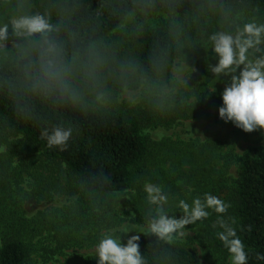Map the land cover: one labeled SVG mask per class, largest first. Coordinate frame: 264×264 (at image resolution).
Returning <instances> with one entry per match:
<instances>
[{"label": "trees", "instance_id": "obj_1", "mask_svg": "<svg viewBox=\"0 0 264 264\" xmlns=\"http://www.w3.org/2000/svg\"><path fill=\"white\" fill-rule=\"evenodd\" d=\"M47 10L50 11L47 17L50 23L59 28V31L51 33V37L65 47L69 58L76 61L73 74H83L85 82L98 87L97 90L100 79L105 76L107 87L117 92L137 90L142 83L157 76L166 78L175 59L184 53V46L176 33L167 27H143L133 31L132 47L116 51L105 37L126 17L156 13L188 16L215 10H260L264 13V0H60ZM231 25L228 33L234 35L236 27L233 23ZM202 28L207 32L208 40L211 35L221 32L210 24ZM35 39L40 37L37 35ZM93 49L103 61L94 79L85 74L88 62L94 56ZM30 59H34V54L29 57L27 52L0 64V128L5 126L9 132L21 135L23 143L40 151L37 155L41 170L40 186L52 188L57 185L59 194L76 196V199L71 205L54 208L49 215L40 214L37 218L22 217L15 212L3 217L0 264L27 263L30 248L23 232L31 230V225L33 230L37 223L43 226L47 223L51 227L47 237L52 236L50 240L61 236L60 229H66V235L61 236V244L57 248L77 245L71 240L73 233L88 222L89 215L83 217V213L89 209L112 207V195L137 186V181L150 173L141 163L154 154L149 138L142 132L148 117L86 106L68 94L34 89L32 74L36 69ZM219 79L224 81V87L211 97L201 93L194 103L186 100L195 92L185 91L179 96L168 94L170 116H161V124L169 125L186 117H210L212 115L208 112L212 109V120L234 126L233 122L226 123L219 117L222 93L230 83V76ZM150 99L161 103L163 98L155 95ZM57 126L72 131L64 151L49 148L46 141L40 139L42 131ZM260 130L263 129L248 133L237 127L232 131L228 152L221 151L223 143L216 139L161 142L157 162L169 161L168 172L162 178L171 186L167 194H170L173 205L180 200L191 205L195 198L203 200L204 194L209 193L231 206L222 215L208 209L210 215L207 219L187 225L186 229L192 234L185 243H168L150 233H126L120 234L122 244L126 245L130 236L139 235L140 252L146 264H201L197 253L190 247L195 239L210 251L218 249L219 256L227 258L229 253L217 236L223 231L217 221L223 219L236 230L244 243L248 264H264V260L257 259V254H264V145L248 146L240 153L234 152L238 138ZM2 141L4 139L0 137V143ZM163 145L165 153L162 152ZM208 158L211 163L207 162ZM22 164L26 169L31 167L27 159ZM232 165L235 177L228 174ZM7 189L0 167V195ZM174 193H178V199L173 197ZM144 204L148 206V202ZM134 209L133 220L146 222L149 217L146 206ZM87 236L93 237L90 233ZM50 248L53 251V247ZM97 259V256L89 254L83 262L97 264Z\"/></svg>", "mask_w": 264, "mask_h": 264}, {"label": "rangeland", "instance_id": "obj_2", "mask_svg": "<svg viewBox=\"0 0 264 264\" xmlns=\"http://www.w3.org/2000/svg\"><path fill=\"white\" fill-rule=\"evenodd\" d=\"M58 3L60 0H2L0 26L9 24V40L6 46L0 43V64L23 56L28 52L26 46L36 40L35 36L13 37L10 21L37 13L48 17L50 11L47 10V7ZM248 22L264 24V13L260 10H215L188 16L163 13L131 15L105 37V41L114 45L116 51H122L132 47L131 33L133 31H139L143 27H167L176 33L177 38L184 46L183 55L175 59L166 78L157 76L142 83L140 88L134 91L113 92L114 88L107 87L108 81L105 76L100 79L99 90H97L98 87H93L85 82L83 74H73L71 77L76 98L84 105L148 117L149 120L142 127V132L149 138L150 148L154 154L141 164H144L150 173L139 179L136 183L137 186H133L123 193L112 195L110 197L112 207L86 210L83 217L89 215L88 222L82 225L79 231L73 233V240H71L73 243L77 242V245L57 248L56 246L61 244V236L66 235V229H60L61 236L57 235L55 240H50L52 236L47 237L51 233V227L47 223H45L46 226L37 223L33 230V225H31L29 227L31 230L26 229L25 233L23 232L30 248L29 259L25 264H84L83 258L86 255L96 256V246L106 232L111 231L114 235L120 236V234H125L124 231L130 229L128 233L146 234L148 221L155 214V206L144 204L147 202L144 185L152 183L161 186L166 194L171 187L162 178L168 172L166 167L169 165V161L160 160L157 162L161 142L189 141L191 138H197L200 141L216 139L223 143L221 151H229L230 141L233 137L232 131L237 127L221 125L216 120H212L211 118L214 117L212 109H209L208 112L212 115L210 117H186L169 125L161 124L160 117L168 118L170 116V102L167 103V95L170 93L179 96L185 91L195 92V95H190L186 100L194 103L196 99H199L201 93H204L205 97H211L217 90H220V87L225 86L224 81L216 78L209 68V65L215 66L218 63V56L213 51L212 41L206 38L207 32L202 26L210 24L217 31L229 32L233 23V26L236 27L235 35ZM13 42L18 46H14ZM259 47L264 50V43ZM252 54L253 50H250L249 55ZM155 95L163 98L160 100L161 103H155L156 99H150ZM206 105L208 106V104ZM198 107L201 109V105ZM0 137L4 139L0 143V167L3 169V179L8 184V189L0 195V227L2 218L9 216L12 212L22 215V217L37 218L40 214L42 216L49 215L54 208L66 207L75 201L76 196L59 194L60 191L56 190L57 185L52 188L40 186L41 170L37 156L39 150L27 146L21 141V135L9 132L5 126L0 128ZM253 145H264V129L238 138L234 152L240 153L246 147ZM162 150L165 153L164 145ZM25 159L31 165L28 169L22 164ZM208 161L211 163L209 158ZM159 166H163V168ZM182 166L184 165L182 164ZM228 174L235 177L233 165ZM167 195L168 203L165 207L169 216L181 218L183 212L178 209V203L173 205L170 194ZM173 197L178 199V193H174ZM142 205L146 206L149 217L146 222L137 223L133 220L134 207ZM186 232L188 234L185 237L176 238L174 241L185 243L187 237L192 234L188 229ZM89 233L93 235L92 238L87 236ZM198 241L200 240L195 239L190 247L197 253L201 264H231L230 256L227 258L219 256L218 249L210 251ZM50 247H53V251Z\"/></svg>", "mask_w": 264, "mask_h": 264}, {"label": "clouds", "instance_id": "obj_3", "mask_svg": "<svg viewBox=\"0 0 264 264\" xmlns=\"http://www.w3.org/2000/svg\"><path fill=\"white\" fill-rule=\"evenodd\" d=\"M10 25L13 37H40L26 46L29 57L34 54V59L29 61L36 69L32 74L34 89L58 91L61 95L68 94L75 99L76 92L71 77L76 61L69 58L65 47L51 37V33L59 31V28L39 13L14 18ZM8 40L9 24H3L0 26V43L6 46ZM210 40L213 51L218 56V63L215 66L209 65L211 72L216 78L230 76V83L222 93L223 105L218 109L219 117L226 123L233 122L236 127L248 133L264 129V50L259 47L264 43V24L248 22L235 35L221 31L211 35ZM13 45L18 46L15 42ZM250 50H253L251 56ZM92 52L94 56L89 60L85 74L94 79L103 61L96 49ZM71 136V129L59 126L40 133V139L46 141L49 148H58L60 151L66 150ZM144 191L148 204L155 206V214L148 221L147 233L168 243L185 237L188 234L187 225L207 219L210 215L208 209L222 215L231 206L217 196L205 193L203 200L197 197L191 205L180 200L178 209L183 215L177 219L169 216L166 210L168 195L161 186L146 183ZM217 223L223 229L217 233L218 239L227 249L231 264H248V253L236 230L223 219ZM128 231L130 229L124 233ZM139 241V235H132L125 245L120 236L111 231L106 232L95 249L97 264H146L140 252ZM257 259L264 260V254H257Z\"/></svg>", "mask_w": 264, "mask_h": 264}]
</instances>
